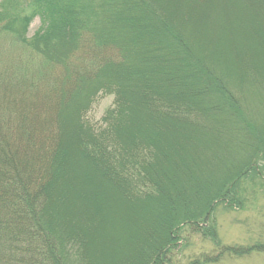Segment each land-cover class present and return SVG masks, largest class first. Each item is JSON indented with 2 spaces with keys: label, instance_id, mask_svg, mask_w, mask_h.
Instances as JSON below:
<instances>
[{
  "label": "trees",
  "instance_id": "1",
  "mask_svg": "<svg viewBox=\"0 0 264 264\" xmlns=\"http://www.w3.org/2000/svg\"><path fill=\"white\" fill-rule=\"evenodd\" d=\"M218 8L213 0H0V34L31 54L0 70V264H70L72 249L76 263L101 264L90 253L105 232L107 183L127 211L144 209L142 228L154 231L131 236L129 253L115 264L152 257L164 264L180 222H207L212 199L245 178L249 170L237 168L243 160L230 171L231 159L220 158L198 189L210 164L165 159L219 143L264 146V46L230 67L186 30L191 14ZM35 18L39 28L28 37ZM99 94L113 96V105L94 125L85 116ZM191 132L198 136L188 142ZM137 155L147 197L128 178L137 173L129 157ZM237 249L226 252L246 254ZM252 251L264 255V245Z\"/></svg>",
  "mask_w": 264,
  "mask_h": 264
},
{
  "label": "rangeland",
  "instance_id": "2",
  "mask_svg": "<svg viewBox=\"0 0 264 264\" xmlns=\"http://www.w3.org/2000/svg\"><path fill=\"white\" fill-rule=\"evenodd\" d=\"M213 3L214 5L217 4V7H219L217 11L219 12L206 10L189 16L190 24L187 25L186 30L199 47L208 50L213 57L222 60L230 67L235 64L236 60L245 64L248 53H261L264 46V32L257 25L252 28L250 18L255 16L260 24L264 26V17L262 16L264 6H259L253 0H213ZM177 6L181 12L186 13L182 5L178 4ZM248 7H252V11L247 12ZM38 28L39 19L35 18L28 28L27 36L31 37ZM26 52L29 53L23 47L13 44L8 35L0 34V70L5 67L15 68L14 65H18L19 60L23 61L26 58ZM260 59L264 62V56ZM30 69L27 67L28 74H31ZM45 84H48V82H41L40 86H45ZM42 89L45 88L42 87ZM112 104V96L98 95L85 116L87 122L98 125L104 113L112 107ZM170 130L176 133L178 139L179 136L183 135V132L178 129L167 128L168 132H171ZM186 136L189 142L190 137L193 139L198 135L191 132ZM227 149L245 152L247 160H243V163L239 164L241 167L238 165L237 168L238 170L248 169L247 175H245V178L239 179L238 182L235 181L230 184L228 196L221 198L218 195L219 197L216 196L212 199V213L207 222L204 221V217L197 220L198 223L195 225H187V223H184L185 221L180 222L178 226L180 229L176 231L178 236L177 246L170 252L164 264H264V255L252 251L255 244L264 245V146L256 143H219L189 150L177 156L166 155L165 159L167 160L168 157L175 160H188L192 157L200 159L212 151L211 162H219L221 161L220 158L227 160H230V158L228 155L214 154L217 151ZM253 151H255V157L249 155ZM138 157V155L136 158L129 157L132 160L131 172L137 173L133 174L134 176L131 174L128 178H132L138 195L147 197L152 192L147 188L149 184L144 183L142 187L140 179L136 177L139 172ZM237 158L239 157H231L230 164H228L231 165L230 171L236 169ZM142 159L147 164L152 162L151 156L142 157ZM233 168L235 169L232 170ZM250 169H252L251 172ZM253 170H255V173ZM211 172L210 175L202 173V175H199L198 189H203L204 180L208 183L207 179H210L216 173L213 170ZM127 174L130 173L127 172ZM146 174V177L149 178V174ZM143 176L145 174H142ZM109 185L108 183L103 184L107 198L101 196L100 201V221L105 224V232L95 236V243L91 248L93 253H90V256L92 255L94 259L99 260L101 264L121 263V260H124V255L128 254L131 249L130 238L136 233L139 236H143V234L154 235L151 228H142L144 222L140 218H143L144 209H138L134 212V209L131 208L132 211H127L119 202L121 197H114L112 186ZM226 188L223 192L226 191ZM82 209L83 207L80 204L74 207L73 211L77 214ZM233 248L243 249L246 254L241 258L231 256L226 251ZM74 251L75 249H72V252ZM72 252L69 254L70 264H79L76 263L79 261ZM44 258L47 263L50 255L46 254ZM155 262V257H152L149 264ZM156 264L159 263L156 262Z\"/></svg>",
  "mask_w": 264,
  "mask_h": 264
},
{
  "label": "bare ground",
  "instance_id": "3",
  "mask_svg": "<svg viewBox=\"0 0 264 264\" xmlns=\"http://www.w3.org/2000/svg\"><path fill=\"white\" fill-rule=\"evenodd\" d=\"M216 4V3H215ZM224 14H226V12H224ZM227 17V16H226ZM242 152V153H241ZM213 152H209L208 155H211ZM217 153H220V154H226L229 156V158L231 159V157L233 156H238L239 158H237V161L236 163L238 164L240 161L239 160H247L246 159V155H245V152L244 151H240V150H234V149H227V150H223V151H217L214 155H217ZM207 156H202L199 160H203L205 162H207L209 165V167H206L207 169H212V165H216V162H211V159ZM224 161H229L227 159H224ZM194 163V162H193ZM192 163V164H193ZM220 163V161L218 162ZM226 164V163H225ZM205 169V168H204ZM197 171V170H196Z\"/></svg>",
  "mask_w": 264,
  "mask_h": 264
}]
</instances>
